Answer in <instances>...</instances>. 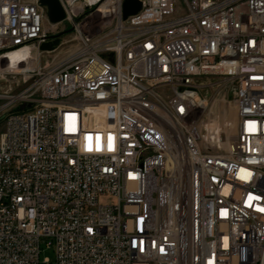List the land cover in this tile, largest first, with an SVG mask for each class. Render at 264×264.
Returning <instances> with one entry per match:
<instances>
[{"label":"built area","instance_id":"obj_1","mask_svg":"<svg viewBox=\"0 0 264 264\" xmlns=\"http://www.w3.org/2000/svg\"><path fill=\"white\" fill-rule=\"evenodd\" d=\"M139 1L60 0L30 67L57 32L0 0V264H264V0Z\"/></svg>","mask_w":264,"mask_h":264},{"label":"rangeland","instance_id":"obj_2","mask_svg":"<svg viewBox=\"0 0 264 264\" xmlns=\"http://www.w3.org/2000/svg\"><path fill=\"white\" fill-rule=\"evenodd\" d=\"M45 28L48 31H56L57 33L54 34V36L58 35L61 39L60 45L52 51H42L39 53H35L34 55L31 54L32 59L27 64L28 66L32 67L33 65H46L50 62H57L65 56L73 51L77 43L76 41H71L70 38L73 36L72 29L67 26L65 22H59V23H52L47 18V21H45ZM20 52H17V57H20ZM17 58V59H18ZM16 61V60H15ZM15 61H12L15 62ZM20 67H27V66H20ZM18 71V70H17ZM30 84V80L27 82L23 81V75L22 73L16 72V73H7L4 77L0 76V88H12L15 91H22L25 88H27ZM101 201L105 200L104 197L100 199ZM45 256H49L50 258H54V252L52 249L46 248V246H43V250L40 253V257L43 258Z\"/></svg>","mask_w":264,"mask_h":264},{"label":"water","instance_id":"obj_3","mask_svg":"<svg viewBox=\"0 0 264 264\" xmlns=\"http://www.w3.org/2000/svg\"><path fill=\"white\" fill-rule=\"evenodd\" d=\"M41 6L45 7L46 14L50 22L59 23L66 17V12L60 0H39ZM141 7L139 0H125L123 18L136 13ZM61 39L58 35L52 39L44 41L39 48L43 51L55 50L60 45Z\"/></svg>","mask_w":264,"mask_h":264},{"label":"bare ground","instance_id":"obj_4","mask_svg":"<svg viewBox=\"0 0 264 264\" xmlns=\"http://www.w3.org/2000/svg\"><path fill=\"white\" fill-rule=\"evenodd\" d=\"M124 2H125V0H123V9H124ZM17 52H13L11 54L10 57H11V60L12 61H15L18 58L17 57L18 55L16 54ZM19 68L21 70H25L28 67H19ZM25 210H28V211H36L37 210V203H34V202H26L25 203ZM15 232L18 235H28V226H23V222H16ZM47 260H48V256H45V257L41 258L40 257V254H39V261H47Z\"/></svg>","mask_w":264,"mask_h":264}]
</instances>
